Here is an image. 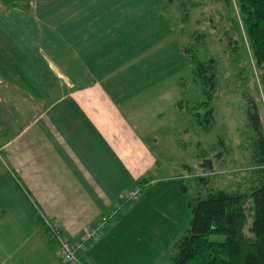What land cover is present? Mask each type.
<instances>
[{
	"label": "crops",
	"instance_id": "obj_1",
	"mask_svg": "<svg viewBox=\"0 0 264 264\" xmlns=\"http://www.w3.org/2000/svg\"><path fill=\"white\" fill-rule=\"evenodd\" d=\"M93 1L0 0V94L51 95L17 130L0 104V252L9 264H63L43 219L77 242L159 169L128 115L136 97L100 52L127 28L103 21L110 8ZM91 244L84 261L109 264Z\"/></svg>",
	"mask_w": 264,
	"mask_h": 264
},
{
	"label": "rangeland",
	"instance_id": "obj_2",
	"mask_svg": "<svg viewBox=\"0 0 264 264\" xmlns=\"http://www.w3.org/2000/svg\"><path fill=\"white\" fill-rule=\"evenodd\" d=\"M93 4L110 8L103 21L118 20L127 28L119 33L118 42L107 43L100 52L111 68L110 77L127 84V94L136 97L128 115L157 155L159 169L137 187L143 189L139 198L122 210L120 220L109 222L89 251L106 252L109 264H171L177 241L191 229L199 199L211 191H247L255 181L256 135L245 96L255 101L264 127L260 73L236 0H94ZM193 55L209 65L217 79L210 107L198 110L205 118L213 108L211 121L204 126L195 117L194 107L206 101V94L194 75ZM133 57L134 62L117 75L119 65L126 66ZM0 95L3 110L15 114V123L5 125L16 130L43 111L40 105L50 103L51 96L43 92L35 100L23 90ZM250 207L246 233L252 237ZM136 228L139 234L130 233ZM9 263L6 253L0 252V264Z\"/></svg>",
	"mask_w": 264,
	"mask_h": 264
},
{
	"label": "trees",
	"instance_id": "obj_3",
	"mask_svg": "<svg viewBox=\"0 0 264 264\" xmlns=\"http://www.w3.org/2000/svg\"><path fill=\"white\" fill-rule=\"evenodd\" d=\"M236 3L264 92V0H236ZM236 26L240 29L238 21ZM192 64L194 75L206 94V101L194 107L197 122L204 126V122L209 124L211 121L213 108L205 118L198 110L210 107L213 101L217 91L216 73H211L209 65L194 55ZM245 98L249 124L256 135L258 171L255 181L247 191H211L207 198L199 199L193 209L191 229L177 241L176 251L170 257L171 264H264V127L255 101ZM144 183L142 181L139 186ZM183 189L186 191L185 187ZM130 203H124L123 209ZM250 204L252 237L246 233ZM120 218L122 213L117 220Z\"/></svg>",
	"mask_w": 264,
	"mask_h": 264
},
{
	"label": "built area",
	"instance_id": "obj_4",
	"mask_svg": "<svg viewBox=\"0 0 264 264\" xmlns=\"http://www.w3.org/2000/svg\"><path fill=\"white\" fill-rule=\"evenodd\" d=\"M140 193V188H136L127 193L112 214L104 217L99 225L88 229L81 240L77 242H72L66 237L61 228L55 222L45 219L47 231L51 240L57 246V256L61 262L63 264H89L82 258V253L86 251L88 243L99 237L109 222L116 218V216L123 210L124 203L136 201L139 198Z\"/></svg>",
	"mask_w": 264,
	"mask_h": 264
}]
</instances>
